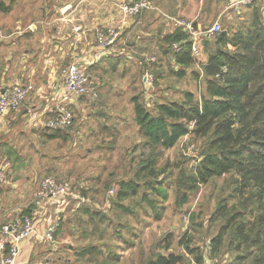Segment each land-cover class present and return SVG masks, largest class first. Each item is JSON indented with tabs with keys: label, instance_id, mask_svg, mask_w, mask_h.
Listing matches in <instances>:
<instances>
[{
	"label": "rangeland",
	"instance_id": "rangeland-1",
	"mask_svg": "<svg viewBox=\"0 0 264 264\" xmlns=\"http://www.w3.org/2000/svg\"><path fill=\"white\" fill-rule=\"evenodd\" d=\"M151 1L156 11L149 10L130 19L133 23L137 21V25L133 29L140 30L143 33L142 36L146 37L149 42H146L145 46H136L138 52L135 55L128 50L132 60L131 63L124 62L126 65L124 71L112 72L109 70L107 74H103L104 76L99 75V85L102 86L101 93L106 92V95L99 98L98 92V97L91 101L93 103L91 113L100 109L97 106L103 101L105 114L109 116V119H106L103 124L109 128L107 131L101 130L99 121L96 122L91 116L83 126L86 138L80 144L77 143L75 147L67 150L66 154L61 153L57 158L58 163L51 164L50 170L45 171L39 178V181L46 176L67 180L73 185L76 193H78L77 183L87 186L99 173H101V180L109 179L113 185H110L105 191L104 202L99 197L95 199V202L90 199L84 201L85 204H90L93 210L104 216L101 219L96 217L95 220H92L95 222L89 225H94L93 231H95L96 221L105 219L100 221L104 224L109 216L111 218L114 216L113 219L119 221L121 225L133 224L135 226L133 233L129 234L126 229L124 232L121 230L123 236L120 239L123 243L125 242V247L128 246V243L131 244V248L133 244L135 245L134 253H136L137 264H145L157 253L166 254L167 251L163 249L166 240L170 241L168 252L182 254L185 258H190V255L185 254L183 246L179 243L184 234L190 237L192 248H198L200 252L207 250L208 242L218 233L224 223V219L212 221V216L219 209L221 203L227 204L229 207L238 205L237 198L232 197L235 196L233 191L238 186L240 178L232 172L211 178L204 184L193 182L190 176L193 175L199 163V154L204 148V142L188 134L180 138L171 149L162 151L154 168L155 175L153 177L136 179L138 184L136 194L120 200L122 206L129 211L114 208L112 202L116 199V182L121 179L135 180L140 163L149 154L148 149H145L144 153L140 149L143 139L133 120L131 97L136 96L140 102H144L145 99L151 109L155 103L181 101L185 92H192L196 99L204 94V77L200 71V64H191L185 68L184 76L178 77L176 72L181 67L170 63L171 55H162L167 43L163 40L164 38L161 40V36L164 37L172 29L173 18L190 22L192 26L195 24V30L200 31H206L214 26L213 35L208 37V45H210L208 48L214 49L213 37L216 32L225 30L231 33L247 28L252 13L251 7L237 9L230 6L235 0ZM262 6L261 3L260 7L262 8ZM144 47L146 48L144 49ZM195 47L198 52L196 55H199L201 49L197 44ZM139 53L141 56L145 53L147 57L155 59L151 64L155 79L149 85H143L145 61L139 57ZM193 73H199V75L195 77ZM103 79L104 81H102ZM99 88L101 89L100 86ZM113 92L115 93L113 94ZM116 101H119L117 110L114 108ZM73 127L67 128L66 131L72 132ZM110 134H114L116 137L113 140V145L109 143L112 142L108 136ZM51 148H54V145L48 147L50 153L54 155ZM64 155H67V159L64 158ZM33 157V155L24 157V164L34 168L39 175V171L45 170L48 165H44L45 160H41L39 169L36 166L37 161ZM110 173H114V175L109 176ZM151 181L158 183H154V186L161 187V193H157L145 185V182ZM189 187L191 188L189 189ZM184 196L186 201L181 202ZM106 215L107 217H105ZM72 222L75 232L78 234L84 232L87 220L82 222L74 218ZM99 230H101L100 227ZM65 246L60 250L61 259L57 264H98L95 256L88 257V261L83 260L82 263L81 258L76 255L77 252L72 254L66 251L67 247ZM79 246L81 245H78V249ZM77 248L76 250H78ZM229 259H232V254L227 251L226 245H223L219 254L212 256V262L216 264H225Z\"/></svg>",
	"mask_w": 264,
	"mask_h": 264
},
{
	"label": "crops",
	"instance_id": "crops-1",
	"mask_svg": "<svg viewBox=\"0 0 264 264\" xmlns=\"http://www.w3.org/2000/svg\"><path fill=\"white\" fill-rule=\"evenodd\" d=\"M122 1L126 0H0V84L32 86L18 109L0 114V167L6 172L5 180L0 183V229L24 218L34 227L32 234L18 244L15 264H57L65 245L66 251L77 252L82 263L95 256L98 264H137L135 245L131 248L128 243L125 247L120 239L121 230L126 229L130 234L135 226L131 223L121 225L114 216H109L104 224L100 221L105 219H98L93 231L94 225L89 224L95 222L92 220L96 217L89 218L85 207L81 206L84 203L81 198L85 197L76 193L73 185L70 184V193L65 197H53L40 205H36L33 198L40 175L49 171L51 164L58 163L61 153L66 154L86 138L83 126L91 116L100 125L109 119L102 100L97 106L100 109L91 113L93 103L88 98L64 91L61 70L76 59L99 83V75L104 76L109 70H125L124 62L132 60L128 50L133 51L145 37L140 30H134L136 26L132 20L124 18L117 22L120 18L118 5ZM121 22H124V35L117 47L99 48L95 42L96 30ZM97 89L99 98L106 95V92L101 93V85ZM118 103H114L115 110ZM62 105L75 115L74 130L66 132L64 142L48 138L56 131L45 130L43 126ZM53 145L54 155L48 150ZM31 155L39 169L41 160L48 165L38 172L39 175L24 164V157ZM64 158L67 159V155ZM74 218L82 222L87 220L84 232H75ZM55 221L59 223V230L50 241L45 238V231ZM78 245H81L79 249ZM6 253L7 248L0 247V258Z\"/></svg>",
	"mask_w": 264,
	"mask_h": 264
},
{
	"label": "trees",
	"instance_id": "trees-1",
	"mask_svg": "<svg viewBox=\"0 0 264 264\" xmlns=\"http://www.w3.org/2000/svg\"><path fill=\"white\" fill-rule=\"evenodd\" d=\"M247 7L252 11L247 28L231 33L225 30L216 32L214 49L208 48L207 36L193 41L187 30L173 22L169 33L161 36V40L164 38L167 43L162 55H171L170 63L181 67L176 72L178 77L184 76L185 68L191 64H200L204 94L199 99L192 92H185L181 101L155 103L150 109L145 99L140 102L136 96L131 97L133 120L143 139L140 149L142 153L148 149L149 154L140 163L135 180L116 182L114 208L128 212L120 200L136 194V179L153 177L162 151L171 149L188 134L204 142L199 163L190 176L193 182L204 184L211 178L232 172L240 178L232 197L237 198L238 205L229 207L221 203L212 216V221L224 219V223L208 242L205 254L192 248L190 237L184 234L179 243L190 258L168 252L170 241L166 240L163 249L167 253H157L145 264H190L191 259L203 264L206 255L211 264H216L212 262V256L219 254L223 245L232 254V259L225 264H264V19L258 1ZM119 13L117 22L125 18L120 10ZM146 42L149 40L145 37L136 46H145ZM173 43L180 46L178 51ZM195 44L201 49L199 55L192 51ZM131 52L135 55L138 51L134 47ZM139 57L144 60L140 53ZM193 74L195 77L199 75ZM74 121L75 117L73 125ZM101 127L104 131L109 128L105 124ZM44 129L56 131L49 134L50 139L59 138L64 142L67 137L66 129ZM108 136L113 145L115 135ZM154 183L157 182H145V185L161 193V187L156 188ZM110 185L113 184L109 179L101 180L99 173L91 184L81 186L77 183L76 189L86 200L95 202L99 197L104 202L105 191ZM185 201L184 196L181 202ZM81 206L85 207L89 218L104 217L90 204L82 203Z\"/></svg>",
	"mask_w": 264,
	"mask_h": 264
},
{
	"label": "built area",
	"instance_id": "built-area-1",
	"mask_svg": "<svg viewBox=\"0 0 264 264\" xmlns=\"http://www.w3.org/2000/svg\"><path fill=\"white\" fill-rule=\"evenodd\" d=\"M258 1L262 3V13L264 19V0H235L230 6L241 8L251 5L253 2ZM119 10L127 19L135 18L141 15L143 12L149 10H156L155 6L149 0H130L122 1L118 5ZM176 25H180L187 30L195 41L198 36L210 37L214 33V26L206 29V31L195 30L190 22L182 19L173 18ZM124 29V22H121L116 26L100 27L95 32V42L99 48H115L120 42L121 35ZM175 50H179L178 44L173 45ZM192 51L198 54L195 45L192 46ZM145 61L144 69V84H151L155 77L152 72L151 64L155 60L154 57H147L144 53L142 55ZM61 80L64 91L67 94L86 97L90 101L95 100L98 97V85L97 78L89 76L88 73L78 64L77 60L71 61L61 70ZM32 86L25 85H2L0 84V114H5L9 111L16 110L20 107L24 99L26 98ZM74 112L66 106H59L55 110L54 114L47 118L43 126L47 129H67L73 125ZM6 178V172L4 167H0V183ZM70 183L67 180H59L52 176L44 177L40 183L38 189L33 193L34 202L36 205H40L42 202L53 197H65L70 193ZM85 199L81 198V202ZM59 227L58 221L51 223L46 231L45 238L52 240L54 233ZM34 230L32 222L28 218H24L21 221H13L5 224L0 229V247L7 248V253L0 258V264H15L18 256V244ZM190 264H202L190 260ZM203 264H211L207 255Z\"/></svg>",
	"mask_w": 264,
	"mask_h": 264
}]
</instances>
